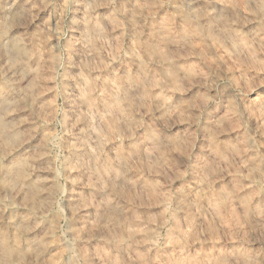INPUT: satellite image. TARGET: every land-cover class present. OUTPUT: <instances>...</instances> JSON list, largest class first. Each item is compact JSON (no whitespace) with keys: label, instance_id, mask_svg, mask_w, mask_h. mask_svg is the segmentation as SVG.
I'll list each match as a JSON object with an SVG mask.
<instances>
[{"label":"clouds","instance_id":"obj_1","mask_svg":"<svg viewBox=\"0 0 264 264\" xmlns=\"http://www.w3.org/2000/svg\"><path fill=\"white\" fill-rule=\"evenodd\" d=\"M151 7L144 42L130 43L129 59L101 75L84 61L110 38L124 40L123 31L110 36L113 26L144 29V11L115 9L107 24L89 15L81 32L69 0H0V88L16 96L0 104V221H7L0 264H47L53 245L71 264H111L99 249L158 233L159 247L138 253L137 264H264V171L252 169L237 186L225 167L236 159L234 143L252 154L264 147V0H155ZM167 49L175 52L162 59ZM249 81L251 93L243 86ZM49 86L58 103L43 95ZM77 109L73 124L69 111ZM180 119L186 123L178 127ZM233 128L236 136L224 134ZM77 148L86 154L73 162ZM70 180L90 188L95 202L83 191L66 199ZM76 201L75 211L92 209L79 218L91 228L77 226ZM150 201L163 204L159 223L145 222L138 236L135 216L147 217L141 206ZM20 207L22 218L7 220L4 213ZM205 220L211 231L200 230ZM189 227L194 234L185 240ZM171 237L180 243L165 254Z\"/></svg>","mask_w":264,"mask_h":264},{"label":"rangeland","instance_id":"obj_2","mask_svg":"<svg viewBox=\"0 0 264 264\" xmlns=\"http://www.w3.org/2000/svg\"><path fill=\"white\" fill-rule=\"evenodd\" d=\"M155 2V0H69V16L75 15L77 19L81 21L79 27L80 31L83 32L86 27L87 17L89 15L97 16L101 20L102 23L107 24V21L104 19L105 17L110 16L115 9H119L122 12H126L127 9L132 8L134 5L138 7L141 11H144V29L141 30H133L130 25L125 22L122 26H113V32L111 35L119 34L121 31L124 32V40H115L113 41L111 38L108 41V44L97 51L93 52L94 59L89 62L87 60L84 61L85 63V70H93L95 72H99L101 75L109 74L112 72L113 69H118L120 64L127 59L128 57L124 56V52L127 51V47L133 41L143 43L145 39V31L147 27L152 23L154 20L153 12L151 5ZM63 3V0H62ZM96 4L98 7L92 8L91 5ZM19 7V6H18ZM158 14V13H157ZM119 15V13H117ZM123 19V16L120 17ZM59 20V17H57ZM62 31V29H61ZM172 38V37H170ZM55 43V39L52 40ZM175 52L174 49H167L161 53L162 59H167L169 52ZM186 58L181 54L179 56V61H184ZM135 70V68H133ZM260 87H264V82H258ZM237 88L241 87V83L237 80L236 85ZM248 87L251 91H253L251 82H245L243 85ZM123 90H127V85H122ZM79 90H77L78 92ZM188 90H182L178 95H187ZM52 88L49 86L48 90L43 93L44 96L49 97V103H58L56 98L52 95ZM16 99V96L11 91H6L3 88H0V104H2L5 100L13 101ZM97 107L103 111L104 104L97 100ZM69 116L71 117L72 123L76 124V122L80 119L79 110L77 109L76 112L69 111ZM29 123V121H25V124ZM186 123L184 119H180L176 122V126H183ZM254 123V122H253ZM83 123L79 124L78 127H84ZM240 131L239 128H233L231 132L224 133L228 136H236L237 133ZM243 137H241L242 141ZM68 142H73L71 138H69ZM111 144H109V147ZM234 149H236V159L234 161L229 160V163L225 165L228 169V174L226 179L231 180L234 176L237 177V186H239V182L243 181V183L247 184L249 182L248 177L252 169H259L260 171H264V159H261V156H264V147H261L259 150V154H252L245 149L243 152L239 150V143H234ZM88 152L91 151V148L87 150ZM86 154L85 149L77 148L72 151L69 158L76 161L77 158L83 157ZM253 155L256 156L255 159L251 158ZM247 169V170H246ZM134 171H137L134 169ZM78 174L73 173V176L76 177ZM87 182L85 181V184ZM181 181H176L175 184L178 186ZM67 193L66 199L71 196H75L77 193L83 191L85 194V199H93L89 193L92 191L90 188L83 186L79 183L73 184L70 180L66 185ZM246 191H250V189H245ZM46 195V194H42ZM17 200L21 203L23 201V193L17 197ZM80 201L74 202L71 207L74 209L73 216L76 218V224L78 227H88L91 228L92 224H85L80 217H83L86 213L91 212L92 209L90 207H86L80 209L79 211H75L77 205ZM93 199V203H94ZM142 208H146L149 212L147 217L137 213L135 216L134 223L132 228L135 230L138 236H144L147 229L143 227V224L146 222L148 223L153 229L155 228L156 224L159 223V216L156 215L158 210L163 207V204L159 201H150L147 205H142ZM27 211L26 207H20L17 209H9L8 212L4 213V216L7 217V220L12 219H19L22 218L23 214ZM7 221H0V229H2ZM43 226V225H42ZM55 227V222H51L48 224V227L45 231H51ZM207 227L209 231H211L214 227L213 222L211 220H205L203 226L201 227V231L203 228ZM39 231V229H36ZM194 231L191 227H189L188 231L185 233V240H189ZM160 236L162 233L156 234L155 238L152 239H137L134 243H127V244H120V245H107L103 248L99 249L100 254L109 253L111 256V264H129V260L133 261V264H137L136 257L139 253L141 256L145 251H148L150 248L154 252L155 247H159L161 240ZM180 243L178 237H171L164 243V247L161 250L163 253H168L171 249L176 247L177 244ZM197 243H201V241H197ZM90 246L87 249L89 256L95 257L97 255L98 249L92 247L91 245H95V241L89 242ZM151 254V253H150ZM163 259V257H162ZM47 264H71L69 257L66 255V251L64 248L57 247L53 245L47 252Z\"/></svg>","mask_w":264,"mask_h":264}]
</instances>
